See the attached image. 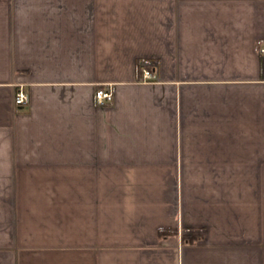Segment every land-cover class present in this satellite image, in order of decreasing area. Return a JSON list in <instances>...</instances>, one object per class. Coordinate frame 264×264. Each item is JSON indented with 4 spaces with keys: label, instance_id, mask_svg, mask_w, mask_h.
Returning <instances> with one entry per match:
<instances>
[{
    "label": "crops",
    "instance_id": "crops-1",
    "mask_svg": "<svg viewBox=\"0 0 264 264\" xmlns=\"http://www.w3.org/2000/svg\"><path fill=\"white\" fill-rule=\"evenodd\" d=\"M263 46L264 0H0V264H264Z\"/></svg>",
    "mask_w": 264,
    "mask_h": 264
},
{
    "label": "built area",
    "instance_id": "built-area-1",
    "mask_svg": "<svg viewBox=\"0 0 264 264\" xmlns=\"http://www.w3.org/2000/svg\"><path fill=\"white\" fill-rule=\"evenodd\" d=\"M264 53V46L262 48ZM141 77L140 81L145 83H155L159 81V75L157 69L148 70L144 65H141ZM28 95L19 90L15 96V104L17 107L23 106L28 103ZM113 100V93L111 88L101 89L96 92V101L99 104H108Z\"/></svg>",
    "mask_w": 264,
    "mask_h": 264
},
{
    "label": "trees",
    "instance_id": "trees-1",
    "mask_svg": "<svg viewBox=\"0 0 264 264\" xmlns=\"http://www.w3.org/2000/svg\"><path fill=\"white\" fill-rule=\"evenodd\" d=\"M169 233V231H167V230H162L161 232H160V235L161 236H163V235H167ZM196 239V237H184V239L186 240V241H194L195 239Z\"/></svg>",
    "mask_w": 264,
    "mask_h": 264
}]
</instances>
